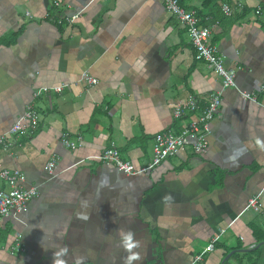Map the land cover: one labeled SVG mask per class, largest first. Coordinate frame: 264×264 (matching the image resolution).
Wrapping results in <instances>:
<instances>
[{"label":"crops","instance_id":"0c3cea01","mask_svg":"<svg viewBox=\"0 0 264 264\" xmlns=\"http://www.w3.org/2000/svg\"><path fill=\"white\" fill-rule=\"evenodd\" d=\"M203 1L183 6L209 28L236 89L196 59L163 0H0V135L37 113L0 145V171L36 188L23 211L0 218V264H129L133 254L131 264H264V0H245L242 17ZM217 91L202 153L188 138L136 176L96 159L113 147L148 168L155 135L199 121V111L175 120L172 105L192 97L204 107ZM77 136L80 147L64 144ZM253 197L259 209L247 207ZM16 233L23 250L11 249Z\"/></svg>","mask_w":264,"mask_h":264},{"label":"built area","instance_id":"2783aa9c","mask_svg":"<svg viewBox=\"0 0 264 264\" xmlns=\"http://www.w3.org/2000/svg\"><path fill=\"white\" fill-rule=\"evenodd\" d=\"M244 1L237 0L230 2H222L220 10L226 17H231L235 13L239 14L244 10ZM166 11L177 20V22L185 29L187 35L190 38L192 48L197 60L205 62V64L213 70L222 79L223 88H235V72L234 70H228L223 61L219 49L214 44L208 45L210 36V30L207 27L198 26V19L195 11H188L181 8L178 4V0H163ZM56 5H58L56 3ZM260 9H256L254 14L257 15ZM29 16V13H26ZM80 12H77L70 18H66V22L70 23L78 19ZM84 80L88 86H93L97 83L96 79L89 74H84ZM61 86L53 88V91L60 92ZM221 92L217 91L211 93L204 107H200L199 102L195 98H188L186 100H179L172 105V114L175 120L183 122L185 117L192 113L200 112L198 123L201 124L202 130L199 129L198 123L191 122L186 126H183L179 132L172 133L167 132L164 134H157L154 136L153 156L148 168H138L132 163L122 161L119 158L117 150L113 147L105 150L96 159L104 164H113L120 172L129 176H136L146 172L148 169L158 166L165 159L176 155L181 150L188 138H192V146L196 153H202L207 145L206 136L209 132L210 122L219 114L222 105V99L220 97ZM243 98L254 100V96L250 93H242ZM37 124V113L35 110L28 108L25 112L19 115L10 128L0 135V145L6 149L7 145L5 139L11 136H17L23 132L29 125ZM81 138L77 136V142L64 141V144L74 150L80 147ZM54 164L50 162L46 166V170L49 174L52 173ZM0 179L8 186V189H0V218H9L11 215H15L17 212L23 211L26 203L35 196L36 188L23 189L19 185L22 180V176L17 171L10 172L3 169L0 171ZM248 208L259 209L261 204L258 197H253L248 200ZM21 238L18 233L14 235V246L12 250L19 251L21 247ZM200 258H197V261Z\"/></svg>","mask_w":264,"mask_h":264},{"label":"trees","instance_id":"16d2710c","mask_svg":"<svg viewBox=\"0 0 264 264\" xmlns=\"http://www.w3.org/2000/svg\"><path fill=\"white\" fill-rule=\"evenodd\" d=\"M184 1H185V0H178V4H179V6H180L181 8H184V6H183V5H184ZM222 2L229 3L230 0H204V1L202 2V6H203L204 8H209L211 5L214 6L215 3H222ZM197 14L200 16V15H201V12L198 11ZM246 14H247V11H246V9L244 8V10H243L241 13L238 14V17L245 16Z\"/></svg>","mask_w":264,"mask_h":264},{"label":"clouds","instance_id":"9594fccd","mask_svg":"<svg viewBox=\"0 0 264 264\" xmlns=\"http://www.w3.org/2000/svg\"><path fill=\"white\" fill-rule=\"evenodd\" d=\"M125 247L130 251L133 247L137 246L135 243L132 242V234L128 233L125 236ZM139 259V255L138 254H133L132 256H130L128 258L129 264H131L132 260H136Z\"/></svg>","mask_w":264,"mask_h":264},{"label":"water","instance_id":"95a60500","mask_svg":"<svg viewBox=\"0 0 264 264\" xmlns=\"http://www.w3.org/2000/svg\"><path fill=\"white\" fill-rule=\"evenodd\" d=\"M45 6H47V4H49V0H45Z\"/></svg>","mask_w":264,"mask_h":264}]
</instances>
